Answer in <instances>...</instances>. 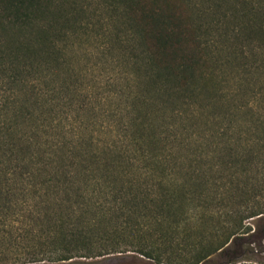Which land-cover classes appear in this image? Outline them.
Masks as SVG:
<instances>
[{
  "label": "rangeland",
  "instance_id": "374dc122",
  "mask_svg": "<svg viewBox=\"0 0 264 264\" xmlns=\"http://www.w3.org/2000/svg\"><path fill=\"white\" fill-rule=\"evenodd\" d=\"M56 1L67 12V19L56 26L66 28V33L60 34L57 45L61 52L43 83L48 89L45 104H35V79L34 86L23 88L19 80L7 85L0 76V95H8L5 88L12 86L10 97L24 105L17 109L10 105L7 112H1L10 128L0 129V168L11 169L9 165L17 158L33 163L34 174L35 167L42 166L43 176L36 180L55 177L43 184V193L52 192L55 179H62L63 172L71 175L81 165L96 166L91 155L97 154L111 162L113 172L124 170L134 183L131 190L119 191L125 185L119 180L120 172L115 173L111 189L106 187L108 196L97 197L100 205L94 211L85 190L92 183L67 182V192L60 191L56 197L49 193L47 201L35 205V185L25 188L19 182H1L0 190L15 186L7 197L10 201L16 200L17 207L26 206L21 216L19 208L4 218L8 224L0 232V264H18L16 256L28 251L44 258L39 255L52 248L47 236L38 239L36 234L47 225V218L55 217L65 225L79 218L97 223L86 238L74 240L88 247L84 256L54 262L44 259L37 264H156L130 250V241L160 245L163 264H186L196 251L198 256L202 248L226 235V227L240 215L243 232L196 264H264V44L243 33L231 36L236 19L229 16L230 1L172 0L178 10L201 25L199 38L211 42L210 70L214 74L204 90L197 87L193 92L173 94L145 91L142 77L148 70L142 46L131 38L119 0ZM3 68L4 73L11 72L7 63ZM126 76L132 80L127 81ZM138 92L140 100L147 99L141 119L154 130L146 135H154L153 151L166 160L163 173L188 180L183 189L173 187L181 197L172 208L161 201L162 194L156 196L157 189L149 187L151 180L141 173L150 167L140 158L141 149L121 140L123 134L127 137L134 131L132 101ZM35 111L44 125L41 131L49 135L48 144L63 138L70 146L64 157L50 160L47 151L35 149ZM56 123V127L49 126ZM60 127L66 130L62 138ZM41 147L47 150L46 144ZM142 147L148 145L142 143ZM116 192L121 195L119 203L112 200ZM1 202H5L3 195ZM176 209L182 212L180 220ZM124 211L131 213L129 220ZM251 211L260 213L247 217ZM171 212L177 215L166 214ZM159 213L163 218L160 228L154 224ZM143 222L148 226L140 231L136 226ZM132 224L134 230L127 228Z\"/></svg>",
  "mask_w": 264,
  "mask_h": 264
},
{
  "label": "trees",
  "instance_id": "16d2710c",
  "mask_svg": "<svg viewBox=\"0 0 264 264\" xmlns=\"http://www.w3.org/2000/svg\"><path fill=\"white\" fill-rule=\"evenodd\" d=\"M228 1L231 3V7L229 5L231 9L229 16L234 18V20L236 19V27L230 28L231 36H239L243 33L248 38L258 40L264 44V0H226L227 3ZM119 2L123 6V14L125 15L131 38L136 39L142 46L143 62L148 70L147 75L142 77L144 85L146 84L147 86H145V91L173 94L180 91L193 92L197 87H200L201 90L206 89L207 82L214 76L210 70L211 58L209 52L211 48L209 46L211 42L209 44L206 41L207 37L202 40L199 38L197 29H201V25H197L194 22V17L189 16L183 10H178L172 0H119ZM226 14L225 11L222 13L224 17H226ZM66 19L67 12L58 5L56 0H0V70L3 74L2 76L0 73V76L7 85L13 83L14 80H19L23 88H26L28 84H33L35 79V104L41 103L43 106L46 102L45 95H47L48 89L43 87V83L49 77L48 75H51V68L55 63L53 61L57 60V55L61 52V48L57 45L60 34L66 33V28L60 27L58 30L56 24L60 20L65 21ZM227 32V30L223 32V34H226L225 40H228ZM118 39H120V36ZM4 63L9 65L10 73H4ZM125 79L130 81L132 77L126 76ZM11 88L13 87L7 86L5 88V90H8L6 91L8 95H3V97L0 95V129L10 128V125L5 123L1 112H7L10 105L12 107L15 105L16 109L24 106L20 102L15 103L16 100L10 97L14 92ZM138 95L139 92L134 94L135 97L132 101L133 109L136 111V114L132 117V123L134 122L135 126L134 131L127 137H124L123 134L121 140L127 142L129 146L130 144L131 146L135 144L141 149L140 158L146 162L145 165L149 164L150 166L141 173L151 180V182H148L149 187L157 189L156 196L162 194L161 201L167 204L168 208H172L181 197L175 194L173 187L178 186L183 189L185 182L188 180L180 181L171 172L169 176L163 173V168L166 169L163 167L166 160L164 156L153 151L154 135L152 137L146 135V133L152 135L154 130L146 127L141 119L144 114L142 108L146 104L143 103L147 99L142 97V100H140ZM36 108L35 105V110ZM30 113V111L26 112V114ZM36 115L39 114H36L35 111V149L47 151L46 156H50V160L54 157L56 159L64 157L68 154L70 148L62 140L66 130L60 127L62 132L58 133V135L62 139H55L48 144L47 137L49 135L46 136V131H41L44 125L38 122ZM45 126L47 125L45 124ZM49 126L56 127L58 123ZM74 136L77 138L79 135L76 133ZM142 143L148 145V148H143ZM42 144L47 145V150L41 147ZM40 155L43 156L45 153H40ZM96 156L94 154L91 155L94 158L93 161L97 163L96 166L81 165L80 168L79 165L80 169L77 172L71 175L69 174L70 172H63L62 179H55L57 183L52 187L53 197H56L60 191H68V187L65 185L67 182L74 183L76 180H81L87 185L92 183V188L85 190L89 196L87 201L91 202L95 211L100 205L97 197L100 194L108 196L106 187L110 188L109 183L112 184L116 181L114 175L117 172H120L119 180L125 185L123 188L120 186L118 190L121 191L126 188L131 190L134 182L130 180L124 170L113 172L111 162L108 159L101 160L97 154ZM23 162V159L17 158L16 163L9 165L12 166L11 169L0 168V183L5 182L7 185L8 183L19 182L24 184L25 188L34 187L35 185V205L41 201H47V194L52 192L43 193V184H49L55 177L36 180L38 175H42L43 167H37L35 163L34 174L31 169L34 164H26L25 162L24 164ZM89 162H91L90 159ZM34 175L35 182L33 181ZM101 183L103 184L101 185ZM14 187H5L0 190V195L5 198V202L0 203V232H3L4 227L8 224L4 218L11 213L14 214V211H18L19 208L21 216V212L26 206V203H24V206L17 207L19 203L16 200L10 201L7 198L13 191L11 188ZM20 193L28 195V192L22 191ZM127 194L128 192H125L124 197ZM81 196L85 197L83 191ZM111 196L113 201L119 203L118 198L121 195L118 192ZM136 196L137 194L134 195V198ZM129 200L131 199L128 197L127 201ZM179 211L176 209L178 215L174 214L175 212L166 214L169 216L177 215L178 220H180L182 217L179 215L182 212ZM124 213L127 214L126 220H129L131 213L128 211H124ZM259 213V211H251L247 213V217ZM38 216V213L35 212V217ZM161 216V213H159L158 218L154 220L156 222L154 224L158 228L162 227L159 223V219H163ZM46 220L47 225L39 230L36 237L40 239L41 236H47L48 245L52 249L39 255L45 256L44 258L38 257L37 253L32 251H28L24 255H18L16 256L18 264H37L44 259L49 262L65 261L85 255L84 250L88 247L86 248L79 243L76 244L74 240L86 238V233L91 229L92 225L97 223V220L96 222L83 221L79 218L75 223L68 225H65L64 221L60 220V217L47 218ZM242 220L243 217L241 215L238 217L234 216L233 223L226 227L228 230L227 234L218 238L213 244L202 248L198 252V256L196 251L193 259L186 264L198 263L212 252L221 249L230 238L235 237L236 233H242ZM141 225L140 227L136 226L140 231L148 226V222H143ZM127 228L134 230V225H128ZM129 246L130 250L154 260L156 264H163L160 245V247H154L157 245L149 243L134 245L130 241Z\"/></svg>",
  "mask_w": 264,
  "mask_h": 264
}]
</instances>
